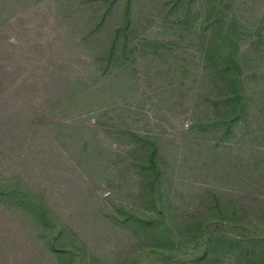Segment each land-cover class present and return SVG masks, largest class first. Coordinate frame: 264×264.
Segmentation results:
<instances>
[{
    "label": "rangeland",
    "instance_id": "1",
    "mask_svg": "<svg viewBox=\"0 0 264 264\" xmlns=\"http://www.w3.org/2000/svg\"><path fill=\"white\" fill-rule=\"evenodd\" d=\"M70 1L73 12L65 2L59 6L55 0H0V185L19 176L28 190L44 194L59 226L57 239L49 243V232L39 226L35 214L3 195L0 187V264H180L187 255L174 251L184 253L183 244L201 233L205 220H212L208 190L220 191L223 202L233 196L245 201L248 190L252 191L246 192L249 197L264 204V188L222 186L206 176L203 166L194 162L198 147L185 148V142L193 141L185 134L190 118L185 92L189 96L198 83L191 74L182 82L181 74L174 76L172 69H148L139 45L134 46L140 52L130 56L132 62L121 61L108 71L118 76V94L106 91L66 100L69 87H76L91 68L89 56L73 43L89 27L80 21L98 14L95 6ZM124 1L118 0L109 14L104 33L121 24ZM162 1L132 0L131 13L138 19L149 17ZM231 10L245 26L241 44L246 47L264 11V0H233ZM171 33L153 23L144 34L152 43ZM179 46L174 41L172 56L181 57ZM259 68L254 83L260 93L264 58ZM169 85L178 89L169 93ZM158 88H162L160 95ZM95 107L108 112H90ZM113 107L116 110L110 111ZM261 123L251 125L260 128ZM120 127L150 131L160 138L167 184L158 204L163 217L157 228L148 226L150 221L131 218L134 212L155 210L138 195L128 153L134 139L121 134ZM246 135L241 155L249 159L262 142L248 145L256 137L248 131ZM91 141L92 146L83 150ZM228 228L227 232L234 231L233 225ZM161 244H171V253L151 251ZM65 245L78 252H63ZM215 247L201 264H247L240 246L221 240Z\"/></svg>",
    "mask_w": 264,
    "mask_h": 264
},
{
    "label": "trees",
    "instance_id": "2",
    "mask_svg": "<svg viewBox=\"0 0 264 264\" xmlns=\"http://www.w3.org/2000/svg\"><path fill=\"white\" fill-rule=\"evenodd\" d=\"M64 2V6L73 12L75 6L72 1L55 0L59 6ZM117 2L79 1L78 5L95 6L98 12L96 17L80 21L89 27L73 41L76 47L81 45L77 49L89 56L91 68L76 81V87H69L66 100L75 101L78 95L95 96L98 92L106 91H110L111 96L118 94L119 87L115 86L119 84L118 76H114V72L108 74V71L114 65L120 66L121 61L132 62L134 57L130 56L140 52L134 46L139 45L142 52L140 57L145 60L148 69L157 72L172 69L174 76L181 74L182 82L191 74L194 83H198L189 96L185 92L188 98L187 112H190L185 134L193 140L185 142V148L189 145L198 147L199 155L194 162L203 166L207 171L206 176L222 186L237 185L241 188L245 185L253 190L264 188L261 187V184L264 186V90L259 93L256 88L259 66L264 58V11L256 22L254 35H250L253 36L250 43L244 47L241 43L246 38L245 26L231 10L233 0H163L152 9L149 17L142 19L131 13L132 0H125L120 7L121 24L104 33L103 26ZM152 13L154 17H151ZM153 23L164 31H171V35L167 39L149 42L144 33ZM174 41L180 45V58L171 54ZM145 42L147 47L142 45ZM134 87L132 85L129 89ZM167 88L170 89L169 93L178 89L171 85ZM161 91L162 88H158L156 94L160 95ZM101 100L98 98V102ZM115 110L116 107H113L110 111ZM90 112L100 111L95 107ZM107 112L105 109L100 114ZM259 121H262L260 128L252 126L259 124ZM120 129H123L121 134L134 139L128 153L131 168L136 173L138 195L155 210L148 209L147 213L137 211L131 218L140 223L150 221L148 226L157 228L163 217L158 204H162L167 184L160 138L150 131L138 133L125 127ZM246 130L249 136L256 137L250 139L252 141L248 145L257 140L262 142L256 148L262 150H257L249 159L241 155V150L247 146L243 141L247 137ZM91 146L92 141L84 144L83 150ZM257 157L263 161L259 159L260 162H257ZM210 173L215 174L210 176ZM0 187L3 195L11 196L24 211L35 214L39 226L49 232V243L54 244L59 226L55 223L54 214L47 208L44 194L28 190L26 185L20 183L19 176H14ZM246 192V198L243 197L245 201L233 196L223 202V198L218 196L220 191L208 190L212 220H205L200 227L201 233L183 244L184 253L182 250L174 251V254L187 255L179 261L180 264H201L208 254L215 252V245L218 246L221 240L223 244L240 246L246 254L247 264H264V204L252 199ZM230 225H233L234 231L227 232ZM62 248L65 253L78 252L72 246L71 249L67 245ZM151 251L165 255L171 253L172 247L171 244L162 245Z\"/></svg>",
    "mask_w": 264,
    "mask_h": 264
}]
</instances>
